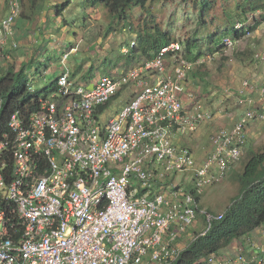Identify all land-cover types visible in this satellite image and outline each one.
Masks as SVG:
<instances>
[{
  "label": "built area",
  "instance_id": "1",
  "mask_svg": "<svg viewBox=\"0 0 264 264\" xmlns=\"http://www.w3.org/2000/svg\"><path fill=\"white\" fill-rule=\"evenodd\" d=\"M21 10L20 0H0V57L18 46ZM246 25L236 22L233 32L249 35ZM181 51L171 43L140 66L96 82L64 67L37 110L17 109L0 122V264H173L180 257L184 248L176 242L201 212L196 197L229 176L249 125L264 121V112L241 96L247 108L230 129L213 134L203 160L178 145L175 138L211 119L199 104L184 105L183 95L192 97L184 80L205 59L189 61ZM130 88L131 98L101 120L99 109ZM2 106L0 98V114ZM174 175H188L191 188L170 184ZM204 214L206 227L222 217ZM259 231L264 238V223ZM241 252L199 263L264 264V249L250 261Z\"/></svg>",
  "mask_w": 264,
  "mask_h": 264
},
{
  "label": "rangeland",
  "instance_id": "2",
  "mask_svg": "<svg viewBox=\"0 0 264 264\" xmlns=\"http://www.w3.org/2000/svg\"><path fill=\"white\" fill-rule=\"evenodd\" d=\"M63 1H22L21 15L15 23L14 37L18 46L0 57V76L9 66L17 71L21 63L28 64L25 72L29 89L43 96L64 67L71 73L77 71L76 79H93V82L102 75L123 73L149 60L141 53L137 40V34L147 23L150 32L154 27L170 31L173 39L184 45L188 40H195V51L205 59L203 64L194 66L183 83L184 94L192 95L187 108L199 104L211 116L188 135L183 144L193 153H205L206 157L211 150L213 134L230 128L227 123L232 118L238 119L247 108L248 103L241 104V99H249L251 108L264 112V94L260 91L264 88V8L251 11L245 0H207L208 8L201 17L191 0H149L143 10L137 7L128 10L124 23L113 21L100 5L89 7L87 0H70L68 8L57 17L54 6ZM253 1L264 7V0ZM238 21L252 25L253 31L230 47L216 48L222 38L231 37L232 25ZM227 29L228 35H223ZM131 42L136 50L130 59V53L122 49L129 51ZM245 81L248 86L242 89ZM131 89L112 99L100 113V119L110 117L127 102L132 96ZM249 128L248 154L240 157L222 183L205 189L200 195L201 212L194 224L196 233L206 228L204 213L217 214L236 196V177L242 172L249 153L264 152V121H254ZM196 233H192L191 238Z\"/></svg>",
  "mask_w": 264,
  "mask_h": 264
},
{
  "label": "trees",
  "instance_id": "3",
  "mask_svg": "<svg viewBox=\"0 0 264 264\" xmlns=\"http://www.w3.org/2000/svg\"><path fill=\"white\" fill-rule=\"evenodd\" d=\"M22 1L20 0L21 8ZM191 1L198 7V12L202 17L206 8H208L207 0ZM148 2L149 0H87L89 7L100 5L107 10L113 21H122L124 23L127 22L128 10L134 7L143 10L146 8ZM69 5L70 0H65L59 5L56 4L54 9L57 17ZM245 5L251 11L264 8L263 4H257L253 0H245ZM147 26L148 24L146 23L140 33L137 34L138 48L147 59H150L160 48L178 42L173 39L170 31H162L159 27H154V31L150 32ZM233 26L231 37L233 39H241L244 33H234ZM246 28L249 33L254 29L252 25L248 24ZM222 34L228 35V29L227 31H223ZM221 41L216 45V48L223 46ZM178 43L182 48L181 53L185 59L195 61L202 57V54L194 49L196 47L195 40H188L185 45L181 42ZM135 50V47L129 48L130 59L133 57L132 55H134ZM27 67L28 64L21 63L18 70L14 71L13 67L9 66L0 76V98L3 101L0 114V122L2 124L5 123L8 115L14 110L18 109L23 113L37 110L39 108V98L46 96L55 88L54 79L51 82L50 90L45 95L39 96L40 92H31L25 72ZM76 73L77 71H73L71 76L75 77ZM107 104L101 107L99 111L102 112ZM236 181L238 183V192L223 210L221 219L212 220L209 227H206L203 232L196 233L173 264H200L199 262L204 258L209 255H219V252L228 247L232 242L244 239V237H247L254 230L262 226L264 223V152L249 153V158L244 164L242 172L237 175ZM196 201L199 202V197H196ZM198 211H200L199 207ZM240 245L243 247V243H240ZM243 251L241 254H243Z\"/></svg>",
  "mask_w": 264,
  "mask_h": 264
},
{
  "label": "crops",
  "instance_id": "4",
  "mask_svg": "<svg viewBox=\"0 0 264 264\" xmlns=\"http://www.w3.org/2000/svg\"><path fill=\"white\" fill-rule=\"evenodd\" d=\"M183 102H184V105L187 107L188 105H189V103H188V100H187V98H186V96L185 95H183ZM120 108V107H119ZM118 108V109H119ZM117 109V110H118ZM116 110V111H117ZM115 111V112H116ZM114 112V113H115ZM113 113V114H114ZM112 114V115H113ZM111 115V116H112ZM241 116V115H240ZM239 116V117H240ZM239 117H238V119H239ZM109 117H106L105 119H102L103 121H105L106 119H108ZM238 119H236V120H234L233 118L230 120V122H228L227 123V126L228 127H232L234 124H235V122L238 120ZM250 126V125H249ZM230 128H228V129H230ZM250 135H251V129L248 127V129H247V133H246V137L248 138V137H250ZM187 137H188V135L187 136H180V137H178V138H175V142L178 144V145H183L184 143H186V139H187ZM211 151V150H210ZM210 151H209V153H210ZM245 153H243L244 155H247L248 153H247V147H246V149H245V151H244ZM249 152V151H248ZM209 153H207V155L209 154ZM194 154V156H195V158H196V160L197 161H201V160H203L205 157H204V154L205 153H193ZM206 155V156H207ZM238 164V163H237ZM237 164H235L234 166H233V168L231 169V171H230V173H232V171L234 170V168L236 167V165ZM230 173H229V175H230ZM179 175H174V176H172V177H170L169 179H168V182L170 183V184H172V185H174L175 187H180L181 189H184V190H186V189H189V188H191V182H190V177L188 176H185V175H181V178H179L178 177ZM179 179L178 181H175V179ZM213 187V186H212ZM211 188V187H210ZM208 189V188H207ZM166 191H168V189H166ZM199 203V202H198ZM223 212V210H221V211H219L217 214H219V213H222ZM217 214H215V215H217ZM199 217V215L197 216V218ZM197 218H196V220H197ZM195 224V223H194ZM194 224H193V226L192 227H190L189 229H188V231H187V233L186 234H184L177 242H176V246L178 247V248H180V249H183V248H185L186 246H187V244L193 239V238H191V234L192 233H196L197 232V230H195V226H194ZM192 231V233H190V232ZM199 232V231H198ZM240 243H243V247L240 245ZM242 248V251H243V256L247 259V261H250V260H252L255 256H256V253H257V251L259 250V249H264V238L261 236V234H260V231H259V229H256V230H254L252 233H250L247 237H244V239H241L240 241L238 240V242L237 241H234V242H232L228 247H226V248H224L223 250H221L222 251V254H220V255H230V256H232V257H234V256H236V254L240 251V249Z\"/></svg>",
  "mask_w": 264,
  "mask_h": 264
},
{
  "label": "clouds",
  "instance_id": "5",
  "mask_svg": "<svg viewBox=\"0 0 264 264\" xmlns=\"http://www.w3.org/2000/svg\"><path fill=\"white\" fill-rule=\"evenodd\" d=\"M188 100V99H187ZM188 103H189V100H188Z\"/></svg>",
  "mask_w": 264,
  "mask_h": 264
}]
</instances>
